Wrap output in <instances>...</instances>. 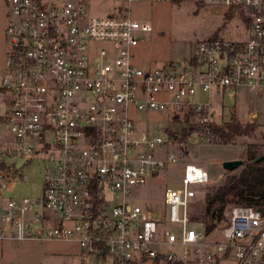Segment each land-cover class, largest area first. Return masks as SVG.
<instances>
[{"label": "built area", "instance_id": "obj_1", "mask_svg": "<svg viewBox=\"0 0 264 264\" xmlns=\"http://www.w3.org/2000/svg\"><path fill=\"white\" fill-rule=\"evenodd\" d=\"M5 1L0 241L74 245L78 264H264V207H229L207 233L190 220L202 167L183 165L161 212L147 203L142 189L177 161V135L165 140L136 119H188L185 140L208 139L227 117L223 96L263 91L264 0H201L241 11V38L200 41L186 65L166 69L138 66L134 49L151 27L123 8L89 17L86 0ZM31 159L42 165L39 198L8 197Z\"/></svg>", "mask_w": 264, "mask_h": 264}, {"label": "rangeland", "instance_id": "obj_2", "mask_svg": "<svg viewBox=\"0 0 264 264\" xmlns=\"http://www.w3.org/2000/svg\"><path fill=\"white\" fill-rule=\"evenodd\" d=\"M122 8L129 12L132 19L151 27V32L146 34L143 42L134 49L136 63L143 69L156 67L166 69L167 64L173 62L186 65L193 55L196 44L200 41L210 38L236 40L242 36L241 11L205 5L201 0H141L131 2L129 8L118 0H86V12L89 17H103ZM6 18V1L0 0V72L5 59ZM221 102L222 115L227 116L224 122L229 121L234 115L239 123L254 125V130L248 137L237 138L234 143L227 145L217 144L211 139L200 140L194 137L188 142L184 138L179 143L181 128L193 129L188 119V123H185L184 118H177L174 122L164 114L137 115L138 128H146L148 133L160 135L165 140L168 132L177 135L171 149L177 157L176 163L161 172L153 184L142 189L147 203L154 205L159 212L163 209V190L180 188V176L184 164L198 165L206 171L208 181L198 189V196L201 198L206 187L221 185L226 176L237 174L242 166L227 172L221 168L222 162L231 160L244 162L246 153L253 147L264 153V90L258 93H240L235 98L225 95ZM147 119H151L152 122H148ZM14 163L19 167L23 164V160L17 159ZM18 173L20 178L13 180L5 194L14 199H38L42 184L40 161L29 160L27 165L18 170ZM232 206L236 205H227L223 211ZM190 210L189 208L191 213ZM78 263V251L74 245L55 242L0 241V264ZM155 263V261H146L143 264ZM217 264H232V262L222 260Z\"/></svg>", "mask_w": 264, "mask_h": 264}, {"label": "trees", "instance_id": "obj_3", "mask_svg": "<svg viewBox=\"0 0 264 264\" xmlns=\"http://www.w3.org/2000/svg\"><path fill=\"white\" fill-rule=\"evenodd\" d=\"M172 120L176 122L177 118ZM184 122L188 123V120L184 119ZM253 130V124H241L232 115L229 121L211 127L208 139L227 145L237 138L248 137ZM192 131L194 129L181 128L178 142ZM262 154L253 147L246 153V160L237 174L226 176L217 187H206L203 196L190 205V220L202 224L207 233L216 228L227 205L264 207V159L253 161Z\"/></svg>", "mask_w": 264, "mask_h": 264}, {"label": "water", "instance_id": "obj_4", "mask_svg": "<svg viewBox=\"0 0 264 264\" xmlns=\"http://www.w3.org/2000/svg\"><path fill=\"white\" fill-rule=\"evenodd\" d=\"M264 159V154L258 156L256 159H254V162H258L260 160ZM242 165V162L240 160H231V161H224L221 164V168L224 171L230 172L238 168ZM152 218H154V215L152 214Z\"/></svg>", "mask_w": 264, "mask_h": 264}, {"label": "crops", "instance_id": "obj_5", "mask_svg": "<svg viewBox=\"0 0 264 264\" xmlns=\"http://www.w3.org/2000/svg\"><path fill=\"white\" fill-rule=\"evenodd\" d=\"M240 93H245V94H246V92H239V94H240Z\"/></svg>", "mask_w": 264, "mask_h": 264}]
</instances>
